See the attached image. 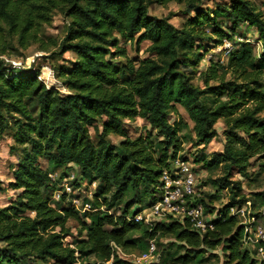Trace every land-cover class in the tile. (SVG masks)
Wrapping results in <instances>:
<instances>
[{
    "label": "trees",
    "instance_id": "obj_1",
    "mask_svg": "<svg viewBox=\"0 0 264 264\" xmlns=\"http://www.w3.org/2000/svg\"><path fill=\"white\" fill-rule=\"evenodd\" d=\"M171 1L195 11L182 27L170 17L150 13L152 4ZM202 4L203 0H0V134L13 130L12 149L22 150L10 183L17 196L0 207V264H78L80 257L90 256L93 262L79 264H106L112 258L118 264H140L114 247L144 253L159 234L173 235L184 252L178 254L166 243L159 260L146 264L202 262L204 252L217 248L229 264H260L257 251L244 245L242 220L231 208L246 199L244 184L235 177L258 181L264 175V51L257 55L249 41L252 31L264 41V7L253 0H231L209 11ZM56 10L70 18L56 53L76 54L54 67L70 91L65 95L46 86L35 61L17 68L1 58L34 43L48 49L42 29ZM220 17L224 19L218 21ZM207 26L213 27L212 34ZM121 38L135 41L138 48L149 41L154 56L131 59ZM225 39L234 44L226 61H212L201 74L204 88L195 84L190 68L199 63L204 40L223 45ZM178 106L194 122L198 145L219 136V120L226 123L223 151L208 160L195 158L205 167L224 168L222 176L204 182L217 188L212 195L221 198L223 189L230 192L229 201L216 210L214 228L204 232L188 218L152 223L135 219L158 199L163 170L179 156L186 157L179 140L183 123H172L169 117ZM137 117L151 128L132 138L126 120ZM111 135L122 139L115 143ZM41 159L47 160V167ZM255 162L257 171L251 170ZM52 173L58 177L53 179ZM71 173L74 189L84 181L96 185L93 197L82 200L80 193L64 191L61 184ZM57 190L62 191L60 199L54 197ZM254 196L260 201L253 205L264 206V189ZM74 197L80 199L79 207ZM88 201L93 211H82ZM197 201L207 213L214 211L203 198ZM70 219L79 226L75 246L65 242L74 236Z\"/></svg>",
    "mask_w": 264,
    "mask_h": 264
},
{
    "label": "rangeland",
    "instance_id": "obj_2",
    "mask_svg": "<svg viewBox=\"0 0 264 264\" xmlns=\"http://www.w3.org/2000/svg\"><path fill=\"white\" fill-rule=\"evenodd\" d=\"M255 1L260 7H264V0H253ZM231 0H203V7L204 9H208L209 11H215L218 9V4L225 3L229 5ZM150 13L152 15H156L159 17H170V22L173 23L177 27H182L187 19L195 14L194 10L185 4V3H177L175 1H171L165 5H161L158 3L152 4L150 6ZM224 18H218V21H222ZM70 18L66 17L60 10H56L54 13L53 20L50 24H46L43 26L42 29V39L45 43L49 45L48 49H42L40 43L32 44L28 49H19L13 51L12 55H6L5 61L12 65L13 61H21L24 63V66L29 67L35 61L36 69L40 65L39 70V78L46 84L48 88L56 87L62 94H68L70 91L64 86L62 81L57 77L56 71L54 67L56 65H60V63L64 62V58L66 59H75L76 54L73 51H66L62 54V57L58 56V53L61 49L62 41L67 33L68 30V23ZM206 31L212 34L213 27L207 26ZM250 42L254 45V51L258 55L262 51H264V41L260 39H256L257 32L250 33ZM237 38H241L240 30L236 31ZM205 44L199 50L202 53V57L199 60V63L195 65H191V70L193 71V82L195 84L200 85L201 87H205V83L201 77V74L204 73L208 66L212 63V61H226L229 52L226 49V43L233 48V41L225 39L224 44L220 45L214 42H208L204 40ZM121 44L124 45L128 49V56L131 59L141 60L146 57L154 56V53L149 50L150 42L143 41L139 48L137 47L135 41L130 42L121 38ZM203 43V42H202ZM3 59V58H2ZM121 61L125 62V58L119 57ZM196 60L195 56L193 60ZM138 62V61H137ZM46 69V70H45ZM45 70V71H44ZM191 72V71H190ZM46 76V77H45ZM50 76V77H49ZM52 76V77H51ZM229 77V76H228ZM49 78V79H48ZM50 81V82H49ZM217 81L211 80L210 84H216ZM170 121L175 123L177 121H182L183 126L182 130L179 134V140L181 141L182 152L181 154L188 157L190 161L193 162V166L195 172L199 179L198 188V195L197 198H203L205 202L211 205V209L215 212L216 210L221 207L223 204L229 201L230 192L227 189H223L219 192L222 196L221 198L216 197L215 194L217 193V188L214 187L212 184L205 185V181H209V179H215L224 174L223 166L218 167H205L203 165V161H195L196 156L199 157L201 160L203 157H207V160L213 157L214 153L222 152L224 146V136L223 130L226 127V123L224 120H219L215 127L219 132V136L216 137L213 141L206 145H198L197 144V137L194 131V122L189 118L188 113L186 112L185 108L182 106H178V112L170 114ZM126 127L128 129V134L130 137L135 138L141 135H146L151 126L147 122L146 119L137 117L134 120H126ZM91 131L94 135V129L91 128ZM12 132L10 128L0 134V185L4 187V190L0 192V207L8 205L13 199L16 198L18 190L13 189L10 186V183L14 181V171L16 169V165L19 163V159L21 157V148L13 150L12 147L15 145L14 139L12 137ZM111 138L115 143L120 142L122 139L117 135H111ZM41 164L43 167L48 166V162L46 159H41ZM251 170L257 171L258 170V163L255 162L251 167ZM62 169L58 170V173L61 172ZM71 173L70 175H72ZM52 178L56 179L58 177L57 173H52ZM74 178V177H73ZM236 179H241L244 184V194L246 199L244 200L243 204L246 209L248 215L259 214L260 209L263 206H254L253 201H256L258 204L260 199L258 196H254V193L257 191H261L264 189V175H261V179L258 181L250 180V178L242 177L237 175ZM63 184H70V179H64L63 183L61 184L63 189L65 186ZM96 185H89L86 181H84L81 187H77V189L73 188V194L80 193V198L83 200L84 197H93ZM65 191V190H64ZM69 192L70 190L67 189ZM58 193H62L61 190H57L55 192L54 197L57 198ZM90 204V202H87ZM91 206V204H90ZM145 208V207H143ZM84 209L82 211H86ZM88 211H93L91 207ZM214 211H208V213L213 214ZM259 222L264 226V215H259ZM86 221H90L86 219ZM68 225L72 227V231L74 236H69L66 238L65 242L70 243L71 246H75L74 239H78V229L79 226L78 222L74 219L68 220ZM154 243L157 247L155 254L157 257L159 254L163 253V249L166 243H172L171 249L172 251H177L178 254L183 253L184 250L179 248V242L173 235H158ZM250 249H253L250 246ZM254 251V249H253ZM139 250H134L133 252H124L122 250L121 255L127 259H133L134 256L139 255ZM76 255H80V253H76ZM256 255V253H254ZM160 257V256H159ZM202 258L204 259L202 262L195 259L191 264H229L226 262V257L221 248L207 250L203 253ZM95 260L94 256L86 257V258H79L78 264L82 263H89Z\"/></svg>",
    "mask_w": 264,
    "mask_h": 264
},
{
    "label": "built area",
    "instance_id": "obj_3",
    "mask_svg": "<svg viewBox=\"0 0 264 264\" xmlns=\"http://www.w3.org/2000/svg\"><path fill=\"white\" fill-rule=\"evenodd\" d=\"M227 52H230L231 46L226 43ZM6 55L1 58L5 59ZM6 60V59H5ZM13 67L28 68L24 66L21 61H13ZM30 67V66H29ZM51 176H53L51 174ZM74 174L65 179H72ZM199 179L195 172L193 162L188 157L179 156L173 164L165 168L160 177V186L158 199L151 205L143 209L136 216V220H143L146 223L154 221L179 219L183 220L188 218L195 229L199 231H206L213 229L214 224L212 220L217 217V213H207L203 203L197 201ZM65 192L72 193L73 186L70 184H63ZM70 190L69 192L67 191ZM61 194L58 193L57 198L60 199ZM73 203L79 207L80 199L74 197ZM90 204L86 203L84 209H89ZM231 212L239 216L244 226V245L248 248L250 246L256 250L255 257L259 259L260 264L264 262V226L259 222V215H264V206L261 207L259 214L248 215L247 209L244 205L233 206ZM114 249L118 250L121 254L122 249L115 246ZM156 245L152 240L149 245L148 251L139 255H132V259L136 263L146 264L159 260V256L155 254ZM252 249V250H253ZM124 257V256H122ZM125 258V257H124ZM95 264H102L97 262ZM106 264H118L114 259L107 261Z\"/></svg>",
    "mask_w": 264,
    "mask_h": 264
},
{
    "label": "bare ground",
    "instance_id": "obj_4",
    "mask_svg": "<svg viewBox=\"0 0 264 264\" xmlns=\"http://www.w3.org/2000/svg\"><path fill=\"white\" fill-rule=\"evenodd\" d=\"M45 70H46V69H45ZM45 70H44V71H45ZM45 77H46V76H45ZM49 77H50V76H49ZM51 77H52V76H51ZM48 79H49V78H48ZM49 82H50V81H49Z\"/></svg>",
    "mask_w": 264,
    "mask_h": 264
}]
</instances>
